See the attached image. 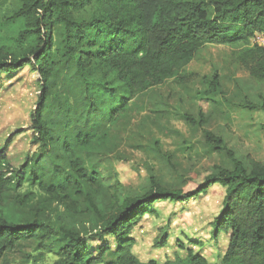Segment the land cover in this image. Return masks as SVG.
<instances>
[{
	"label": "trees",
	"instance_id": "trees-1",
	"mask_svg": "<svg viewBox=\"0 0 264 264\" xmlns=\"http://www.w3.org/2000/svg\"><path fill=\"white\" fill-rule=\"evenodd\" d=\"M19 3L6 22L16 24L11 42L0 40V77L26 67L32 71L38 93L30 118L38 150L15 167L7 150L19 131L11 132L0 146V257L23 242L39 239L58 246L54 264H144L133 252L132 234L152 214L153 206L199 197L218 184L225 188V196L212 223V237L230 234L221 264H264V162L251 154L247 161L238 157L221 135L203 129L206 143L224 152L232 168L216 166L190 191L165 187L154 173L147 185L126 191L118 181L116 186L105 182L80 158L82 152L96 160L105 156L110 128L131 116V102L139 95L171 80L192 82L197 75L187 67L208 44L231 47L233 61L263 82L264 47L252 46L250 38L264 33V0ZM217 92L224 93L215 74L206 93ZM260 108L264 111V96ZM185 117L194 127L207 124L203 113L199 118ZM64 160L71 174L48 180V167L60 168ZM29 180L46 199L37 201L32 219L14 220L6 213L5 201L10 189L19 190ZM73 194L83 201L78 203ZM50 196L56 201L53 208ZM31 200L28 193L17 194L14 204ZM61 204L78 213L70 209L61 214ZM79 214L94 216L95 227L80 229L72 218ZM106 235L114 239V248L105 242ZM168 238L162 228L154 245L166 247ZM89 240L103 242L94 256ZM107 253L113 257L109 261ZM177 262L208 264L191 250Z\"/></svg>",
	"mask_w": 264,
	"mask_h": 264
},
{
	"label": "rangeland",
	"instance_id": "rangeland-1",
	"mask_svg": "<svg viewBox=\"0 0 264 264\" xmlns=\"http://www.w3.org/2000/svg\"><path fill=\"white\" fill-rule=\"evenodd\" d=\"M19 4V0L0 3L2 42L10 43L11 35L16 32V24L7 25L6 22ZM231 53L229 46L208 44L187 67V72L197 75L192 82L184 85L171 80L139 95L131 102V116L110 128L105 156L96 160L83 152L80 154L85 166L101 173V178L110 185L116 186L118 181L126 191L147 185L150 173H154L165 187L190 191L214 172L216 166L232 168L224 152L206 143L203 129L224 137L237 156L245 161L251 154L264 162V111L260 108L264 81L253 79L233 61ZM215 74L219 75L223 94L206 93ZM37 93L38 83L28 67L0 77V146L11 132L19 131L7 150L15 167L38 150L30 118ZM200 113L207 119L203 128L194 127L186 120V114L199 118ZM71 172L69 163L64 160L60 168L49 166L46 178L56 181L61 179V174L70 175ZM25 193L30 195L31 202L14 204V197ZM9 196L5 209L14 220L32 219L38 211L37 201L46 199L31 180L19 190L10 189ZM224 196L225 188L216 184L206 194L190 200L156 203L152 214L145 216L133 231V252L144 264H177V260L184 259L190 250L204 257L208 264H221L230 234L221 233L214 240L212 223L219 216ZM73 197L78 203L83 201L75 194ZM55 203L50 196L49 206L53 208ZM59 207L61 214L72 209L65 204ZM72 212L77 214L78 210ZM72 218L85 231L94 228L97 221L94 216L89 218L81 214ZM162 228L167 230L168 245L156 247L154 243ZM104 240L115 247L110 235ZM102 243L88 241L91 255L97 254V247ZM57 249L58 246L49 241H26L0 257V264H54L59 257ZM111 255L106 254V261L113 258Z\"/></svg>",
	"mask_w": 264,
	"mask_h": 264
},
{
	"label": "built area",
	"instance_id": "built-area-1",
	"mask_svg": "<svg viewBox=\"0 0 264 264\" xmlns=\"http://www.w3.org/2000/svg\"><path fill=\"white\" fill-rule=\"evenodd\" d=\"M250 44L252 46H261L264 47V33H255L251 38H250Z\"/></svg>",
	"mask_w": 264,
	"mask_h": 264
}]
</instances>
